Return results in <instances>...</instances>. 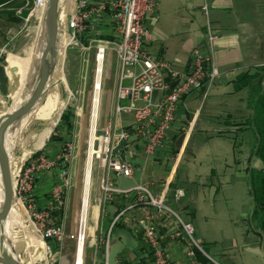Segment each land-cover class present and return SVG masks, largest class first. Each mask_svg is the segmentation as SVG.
<instances>
[{
	"label": "crops",
	"instance_id": "0c3cea01",
	"mask_svg": "<svg viewBox=\"0 0 264 264\" xmlns=\"http://www.w3.org/2000/svg\"><path fill=\"white\" fill-rule=\"evenodd\" d=\"M157 1V11L147 14L145 17V23L150 29V37L145 42L147 47L157 56L170 60L180 68H185L191 50L195 46L208 51L205 45V32L206 24L209 23L218 32V37L212 47V55L213 61L219 69V76L205 95L201 88H197L186 94L177 103L175 118L169 129V137L154 154L146 156L139 153L135 157L139 168H135L130 176H133L135 171H138V174L135 182L125 188L149 179H154L159 183L167 180L168 201H173L183 218L191 221L194 225V220L200 214V208L196 200L198 196L201 195V198L205 201L209 199L210 206L221 187L224 188L226 185L232 184L235 178L240 180L245 178L249 183V169H259L264 166L263 160L255 154L258 133L253 124L256 106L259 104V111L262 112L263 110L260 98L264 97V0ZM46 4L47 0L44 8ZM203 5H206V12ZM40 18L41 24L34 41L21 53H9L6 64L0 66V115L6 110H12L20 105L31 94L35 86L39 57L45 43L46 34L43 14ZM66 36L59 34V44L65 41ZM61 55H63V49L59 46L58 57H61ZM60 76H63V72L58 69L53 75L52 83L48 86L44 97L17 123L29 122L32 117L43 120L49 118V113L57 106L59 107L58 103L62 101L60 97L64 95ZM9 96L14 97L13 103L8 109L2 110V103ZM112 97L114 101V91ZM196 99H198V102H196ZM202 114H204V117H201ZM76 115L77 112L72 117L73 127L70 132L66 131V126L64 129L58 127L60 123L58 120L53 127L48 125L36 128L38 132L35 137L36 149L41 148L52 155L59 150L65 141L71 140L73 142V149L67 162L70 184L65 190L64 206L52 215V219L60 223L64 229L65 237L62 243L58 247H54L57 244L56 242L52 243V255L49 258L44 252L37 234H21V231L27 227V222L16 208L13 209L7 222L3 224L4 228H2L1 233L3 247L17 255L25 264H68L70 262L73 264L74 253L70 260L67 256L69 252L68 245L70 243L69 239H72L73 244L75 243L74 238L70 235L76 230V207L79 206L77 205L79 202L78 174L80 167L84 168V159L81 156L80 128L74 119ZM180 115H183V117L179 118ZM102 117L101 107V122L103 123L105 118ZM200 117L204 118L206 122H215L213 126H207L204 129L206 131L205 136L216 138L214 142L216 144L214 146L215 151L212 152L214 164L196 174L197 176H195L193 182L197 185V189L191 192L186 187L188 185V174L184 178H179L178 170L192 131L198 124ZM42 122L44 121H40V123ZM206 124L209 125L210 123ZM9 128L5 133V144L10 154L14 139L10 135ZM53 128H55V132L60 136V139L64 132L66 138H62L61 142H58V139H50L49 135ZM243 131L248 132L253 138L252 145H249L248 141L244 143L243 136L240 137ZM169 142L174 146L178 145L176 148L172 147L170 151L164 148ZM162 154L173 158L171 165L166 170L159 169L157 166V160ZM26 157L23 156L18 164H12L10 159L13 180ZM84 170L83 185L86 167ZM58 171L57 166L52 170L44 171L37 179L33 191L39 206H44L47 202ZM155 172L156 176L154 175ZM113 183L115 185V181ZM91 187L90 197L92 199L90 198L87 223L88 238H92L93 244L98 247L99 239L104 235L102 228H109L117 209L126 206L135 197L132 192L126 195L116 193L106 202L101 203L95 199L100 194L98 182H95L92 190ZM175 188H182L184 191L179 198L173 197ZM198 188H201V191ZM2 189L0 179V205L2 202ZM74 190L75 197L73 199ZM252 205L250 209H252ZM20 214L22 224L16 219ZM204 215L207 218L205 213ZM105 220H108L106 227L103 223ZM94 228L99 229L94 230ZM111 228V231L113 228H119L130 241L144 238L140 229V210L137 206L127 209ZM155 228H159L160 232L166 233L169 228H174L173 220L169 218L158 220ZM194 228H196L195 225ZM20 240L22 242L21 246L18 243ZM163 245L173 263L190 264L183 242L165 235ZM144 246L132 244L125 254L121 253L123 248L119 250L118 254L122 255V259L126 260L128 264H153L149 250ZM218 254L222 260L219 261L220 263L237 264L235 258H232L225 251ZM96 263V254L92 255L88 251L86 242L84 264ZM239 264L246 263L242 260Z\"/></svg>",
	"mask_w": 264,
	"mask_h": 264
},
{
	"label": "built area",
	"instance_id": "2783aa9c",
	"mask_svg": "<svg viewBox=\"0 0 264 264\" xmlns=\"http://www.w3.org/2000/svg\"><path fill=\"white\" fill-rule=\"evenodd\" d=\"M45 3L46 0H32L27 15L23 16L25 22L34 14L40 17ZM203 8L206 12V5ZM157 9V0H74L61 21L62 35H67L64 49L74 44L82 48H94L84 168L89 161L91 178L93 170H99L97 182L100 194L95 199L104 203L113 194L126 195L130 192L135 197L115 213L98 245L104 243L107 249L111 226L127 209L137 206L140 210V229L153 257V264H175L163 245L165 235L183 242L190 264H222L213 259L197 241L193 223L184 219L168 203L167 180L159 183L149 179L129 188H118L110 176L111 171L125 176L132 175L134 169L139 168L135 161L139 153L152 155L164 145L175 118L177 103L197 88H201L205 95L219 76L212 55L218 32L209 23L206 24L205 32L208 51L195 46L185 68L157 56L147 47L145 42L150 37V29L145 23V17ZM21 10L22 7L16 8V13L21 14ZM103 33L108 36H103ZM110 48L114 51L118 72L113 105L102 123L105 64ZM8 52L9 38L0 41V66L4 65ZM63 56L59 59L63 60ZM123 114L128 116L123 117ZM72 149L73 142L67 140L53 155L41 148L30 152L13 180L14 195L21 202L49 258L52 255L51 241L59 245L65 237L63 227L52 219V215L64 206L65 190L70 184L67 162ZM57 166L59 171L48 200L44 206H39L33 191L34 185L41 173ZM90 187L85 203L81 197L78 227L70 235L75 241L73 264H84ZM183 193L182 188H175L173 197L179 198ZM163 218L172 219L174 223V228H169L166 233L155 228L156 222ZM102 264H109L107 252ZM113 264L128 263L122 258H116Z\"/></svg>",
	"mask_w": 264,
	"mask_h": 264
},
{
	"label": "rangeland",
	"instance_id": "374dc122",
	"mask_svg": "<svg viewBox=\"0 0 264 264\" xmlns=\"http://www.w3.org/2000/svg\"><path fill=\"white\" fill-rule=\"evenodd\" d=\"M74 0H61L60 4V19L64 18V14L69 10ZM30 6L27 0L22 6ZM18 8V7H17ZM8 20L5 15L0 14V41H5L9 37V52L21 53L24 49H27L29 45L34 41L36 34L39 31L41 24V18L39 14H34L29 17L27 22L23 19L19 24L12 23L7 25ZM10 26V27H8ZM19 30L17 31V29ZM60 34H63V30L60 29ZM64 43V42H63ZM63 43L60 46L63 49V60L58 59L54 66L53 74L49 85L52 83L53 75L60 69L63 72V76H60L63 96L60 97L62 100L58 103L59 107L55 108L49 113V118L43 119H32L29 122H20L14 124L9 132L14 139V144L10 152L11 163L18 164V162L27 156L30 152L37 150L35 145V137L39 126L53 127L55 123L60 118L61 109L67 106H72L74 113L77 112L74 118L77 126L80 128V143H81V156L85 159L86 155V145L88 136V124H89V109H90V97H91V81L93 74V46L82 48L78 44L66 47L64 49ZM6 64V61L5 63ZM117 62L115 59V54L112 48L109 49L106 64H105V76H104V86L102 94V118H106L111 111V105H113L112 92L114 91L115 80L117 77ZM14 97L9 96L2 103V110L8 109L13 103ZM126 101V100H123ZM198 102V99H196ZM60 113V114H59ZM127 114H123V117H127ZM183 117V115H180ZM201 117H204L202 114ZM192 131L191 137L187 144L185 153L181 159L178 176L179 178H184L188 174L186 186L191 192L197 189V185L193 182L196 174L202 172L209 165H213V155L212 152L215 151L214 143L216 138H209L206 135L205 127L213 126L215 122H206L204 118H201ZM55 120V122H53ZM40 121H44L40 123ZM206 123H210L207 125ZM58 127L65 128V123L60 122ZM174 128V126H173ZM244 138V143L252 145L253 138L248 132L243 131L240 134ZM63 139L66 138V133H63ZM61 138V139H62ZM58 139V142L62 140ZM172 145L171 142L166 144L164 148L172 150V147H177ZM165 150V149H164ZM166 151V150H165ZM157 166L159 169L166 170L168 168L173 158L172 156L163 154L160 155L157 160ZM85 168L80 167L78 174V198L79 202L76 207V228L78 227V217L81 197L83 195V180H84V170ZM228 171V170H227ZM157 172V171H156ZM156 172L154 175L156 176ZM99 170L95 168L92 173L91 186H95V182L98 179ZM138 171L134 172L133 176H125L121 174H115L113 171L110 172V176L115 185L125 188L132 185L135 182ZM91 187V190H92ZM201 191V188H198ZM207 190V188H206ZM1 191V190H0ZM91 195V194H90ZM75 197V190L73 191V199ZM91 197L89 196V203L91 202ZM200 208V214L196 220H194L195 231L194 236L198 242L207 250L208 254L216 261H222L219 258L218 253L229 254L232 258H235L237 264L244 261L246 264H264V230L260 229L256 221H251L247 213L251 210L252 205V195L250 191V185L247 183L246 179L242 180L235 178L232 184L226 185L224 188L218 191L215 195L213 204L209 206V199L203 200L201 195L196 199ZM168 203L176 208L173 201L169 200ZM78 212V215H77ZM204 212L207 215H204ZM15 215V214H13ZM182 215V214H181ZM183 217V215H182ZM18 222L22 224V216H17ZM106 225L108 220L103 222ZM4 228V227H3ZM99 228H94L98 230ZM105 234L107 228H102ZM123 230V229H122ZM34 234H36L33 230ZM34 237V236H32ZM35 238V237H34ZM8 239V238H7ZM205 239V240H204ZM9 241H12L10 238ZM70 243L68 245L69 252L67 254L68 258L71 260L74 253V244L72 239H69ZM256 242V243H254ZM19 246L22 245L21 240L18 241ZM65 243V241H64ZM132 244H145L149 250L147 242L144 238H139L138 240L130 241L125 233H122L119 228H113L108 239V245L106 249V244L100 243L98 247L93 244L92 238L87 240V249L93 255L96 254V264H100L104 258L106 252L108 253L109 264H113L116 258H122L119 255V250H122V254H125L127 249ZM33 247V246H32ZM119 255V256H118ZM68 264H71L68 263Z\"/></svg>",
	"mask_w": 264,
	"mask_h": 264
},
{
	"label": "water",
	"instance_id": "95a60500",
	"mask_svg": "<svg viewBox=\"0 0 264 264\" xmlns=\"http://www.w3.org/2000/svg\"><path fill=\"white\" fill-rule=\"evenodd\" d=\"M45 27V43L38 63V75L31 94L17 107L6 110L0 115V175L3 184V196L0 205V264H25L17 255L3 247L2 228L8 216L13 200L17 199L13 192V178L10 154L5 144L6 130L16 124L29 113L36 103L46 94L58 61L60 34V0H47L42 12ZM9 128V130H10ZM33 228V227H32Z\"/></svg>",
	"mask_w": 264,
	"mask_h": 264
},
{
	"label": "trees",
	"instance_id": "16d2710c",
	"mask_svg": "<svg viewBox=\"0 0 264 264\" xmlns=\"http://www.w3.org/2000/svg\"><path fill=\"white\" fill-rule=\"evenodd\" d=\"M25 1L26 0H0V14L5 15L6 19L9 22L7 23V25H11L12 23L19 24L23 20V16L27 15L29 11V7L32 4V0H27L30 6H26L22 8L21 14L16 13V8L22 6L25 3ZM102 35L108 36V34L105 33H103ZM263 98H260V101L262 100L261 103L263 110L262 112L259 111V104L256 106V110L253 115V124L258 133V142L255 148V154H257L263 160L264 163V101H263L264 99ZM73 111L74 109L72 106H67L62 110L60 114V118L58 122L62 121L65 123L67 132H70L73 127V121H72V117L74 115ZM49 138L60 139V136H58V134L55 132V128L52 129ZM249 185H250L253 205L248 218L251 221H256L259 228L264 230V166L259 169L257 168L249 169ZM119 209H117L116 213L118 212ZM116 222L114 224H116ZM53 242L54 241H51V243ZM54 247H58V244H55ZM197 254L200 258L204 259V257L199 252H197ZM149 255L150 258L153 259L150 251H149Z\"/></svg>",
	"mask_w": 264,
	"mask_h": 264
},
{
	"label": "bare ground",
	"instance_id": "6f19581e",
	"mask_svg": "<svg viewBox=\"0 0 264 264\" xmlns=\"http://www.w3.org/2000/svg\"><path fill=\"white\" fill-rule=\"evenodd\" d=\"M60 4H61V0H60ZM8 54H7V57H8ZM0 179H1V175H0ZM1 183H2V179H1ZM90 184H91V171H90L89 161H88L87 165H86V174H85V182H84V194H83V202L84 203L87 200L88 190H89ZM2 188H3V184H2ZM2 196H3V189H2ZM15 208L18 209L21 212V214L23 215L25 221L27 222V227L23 231H21V234H31L33 232L32 225H31V223H30V221H29V219H28V217H27V215H26V213H25V211H24V209L22 207L21 202L18 199H14L13 200L12 206L10 208V211H9L8 216L5 219L4 223H6L7 220L10 218L11 213H12L13 209H15ZM41 245H42V243H41Z\"/></svg>",
	"mask_w": 264,
	"mask_h": 264
}]
</instances>
